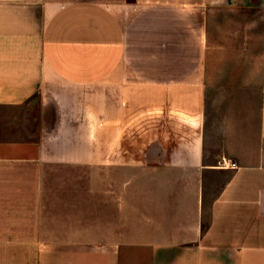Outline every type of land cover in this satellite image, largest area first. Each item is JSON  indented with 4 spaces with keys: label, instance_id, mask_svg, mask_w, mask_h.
I'll use <instances>...</instances> for the list:
<instances>
[{
    "label": "crops",
    "instance_id": "crops-1",
    "mask_svg": "<svg viewBox=\"0 0 264 264\" xmlns=\"http://www.w3.org/2000/svg\"><path fill=\"white\" fill-rule=\"evenodd\" d=\"M0 264H264V0H0Z\"/></svg>",
    "mask_w": 264,
    "mask_h": 264
},
{
    "label": "built area",
    "instance_id": "built-area-1",
    "mask_svg": "<svg viewBox=\"0 0 264 264\" xmlns=\"http://www.w3.org/2000/svg\"><path fill=\"white\" fill-rule=\"evenodd\" d=\"M217 164L222 167H236L237 166L236 161L229 159L226 156L220 157Z\"/></svg>",
    "mask_w": 264,
    "mask_h": 264
}]
</instances>
